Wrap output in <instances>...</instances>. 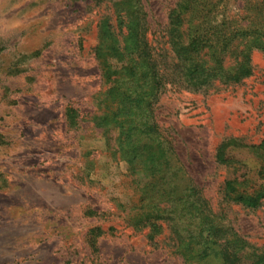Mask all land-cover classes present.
Listing matches in <instances>:
<instances>
[{"label": "rangeland", "instance_id": "1", "mask_svg": "<svg viewBox=\"0 0 264 264\" xmlns=\"http://www.w3.org/2000/svg\"><path fill=\"white\" fill-rule=\"evenodd\" d=\"M177 2L141 0L152 44L163 54ZM197 7L192 26L200 33L244 32L247 42L264 29V0H198ZM107 11L109 4L89 0H0V264H182L167 246V230L150 243L145 231L122 225L113 200L123 192L125 166L105 156L88 122L104 90L91 50ZM248 64L251 75L236 85L168 87L155 116L219 226L264 251V199L249 209L222 193L225 180L245 178L248 189L264 182L258 153L235 151L243 164L232 168L214 161L225 138L252 145L264 137V51H250ZM224 66L234 67L230 54ZM68 107L79 115L76 128L66 124ZM88 209L101 215L91 218ZM94 226L103 230L96 253L86 241Z\"/></svg>", "mask_w": 264, "mask_h": 264}, {"label": "trees", "instance_id": "2", "mask_svg": "<svg viewBox=\"0 0 264 264\" xmlns=\"http://www.w3.org/2000/svg\"><path fill=\"white\" fill-rule=\"evenodd\" d=\"M89 1L96 6L109 4L111 9L95 25L97 44L91 51L104 90L88 122L101 135L105 156L125 166L123 192L113 200L122 225L145 231L150 243L167 230V246L182 264H264V251L249 245L233 228L216 222V213L177 158L171 134L159 126L155 116L158 100L168 87L200 92L217 83L236 85L249 77L248 54L254 49L264 51V29L254 30L247 42L244 32L200 33L192 26L199 14L198 0H178L167 17L169 53L163 54L152 44L141 0ZM228 54L233 68L224 66ZM65 121L69 128L79 126L77 110L68 107ZM243 149L258 153L261 166L256 173L263 179L264 137L252 145L225 138L215 150L214 161L229 168L241 165L234 152ZM248 182L245 178L225 180L224 201L249 209L259 207L264 182L250 189ZM87 214L91 218L101 215L94 209ZM102 233L100 226L87 233L94 253Z\"/></svg>", "mask_w": 264, "mask_h": 264}]
</instances>
